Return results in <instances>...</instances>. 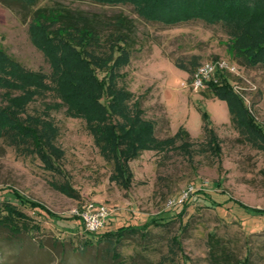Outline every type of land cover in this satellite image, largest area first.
Listing matches in <instances>:
<instances>
[{
	"label": "rangeland",
	"instance_id": "obj_1",
	"mask_svg": "<svg viewBox=\"0 0 264 264\" xmlns=\"http://www.w3.org/2000/svg\"><path fill=\"white\" fill-rule=\"evenodd\" d=\"M55 3L97 12L107 20L118 13L133 20L135 42L119 84L140 98L144 117L155 122L156 137L171 136L183 126L193 142V157L188 160L174 150L142 151L129 162L132 182L123 187L110 178L113 165L100 154L84 120L67 116L64 106L51 111L59 128L56 143L64 150V177L45 170L37 157L20 153L0 136V207L10 203L27 214L39 227L32 234L45 244L39 249L24 234L26 243L19 247L1 241L4 235H0V264H215L213 254L222 251L242 262L246 259L247 264H264V149L246 142L231 122L226 103L208 87L193 88V70H182L175 63L189 67L193 60L201 64L225 59L236 65L237 73L228 74L229 82L263 130L264 68L235 58L220 24L191 20L165 25L145 21L130 4L108 6L88 0H40L31 10ZM30 22V17L24 20L0 4V48L24 68L49 73V62L31 41ZM5 95L9 94L0 89V104L6 103ZM53 101L58 99L51 92L34 94L26 113ZM202 110L221 140L217 157L202 146ZM63 179L72 195L51 184ZM190 187L192 191L183 197ZM30 202L55 215L31 207ZM87 202L109 210L96 231L100 234L151 219L161 224L147 226L144 239L139 234L125 236L112 246L119 259L109 261L104 256L109 244L99 242L95 234L89 236L81 218L72 217ZM89 238L98 247L81 249Z\"/></svg>",
	"mask_w": 264,
	"mask_h": 264
},
{
	"label": "trees",
	"instance_id": "obj_2",
	"mask_svg": "<svg viewBox=\"0 0 264 264\" xmlns=\"http://www.w3.org/2000/svg\"><path fill=\"white\" fill-rule=\"evenodd\" d=\"M39 1L0 0L1 5L16 10L24 20L31 18V41L43 52L50 67L49 73L26 69L0 48V89L9 94L5 95L6 103L0 104V136L20 153L37 157L45 170L64 177V150L56 143L59 128L51 116V111L64 106L67 116L84 120L100 154L113 165L110 178L120 186L131 184L129 162L142 151L174 150L191 160L193 142L189 132L179 126L171 136L156 137L155 122L144 117L140 98L119 84L123 76L121 69L129 63L135 42L133 20L120 13L107 20L97 12L61 3L31 10ZM88 1L108 6L130 4L140 18L165 25L191 20L220 24L230 38L232 55L244 65L264 68V0ZM175 64L185 71L198 66L196 60L190 62L189 67ZM98 72L103 75L99 77ZM207 87L216 98L226 103L230 120L243 139L264 149V130L243 96L229 82L228 75L220 76L217 82L209 81ZM14 91L19 93L11 96ZM49 92L58 101L44 103L43 108L33 114L26 113V105L33 100L34 94ZM201 120L205 135L202 146L217 157L221 151V140L205 110L201 111ZM51 184L67 195L73 194L66 179L60 182L51 180ZM30 206L40 208L51 217L55 215L37 202H30ZM72 217L79 218L74 214ZM150 224L161 223L151 219L141 226H120L115 231L101 234L85 232L89 236L97 235L99 242H107L110 246L105 247L104 256L117 262L120 254L112 246L125 236L139 234L146 238ZM38 228L37 223H32L31 218L13 204L5 203L0 207V235H4L1 241L22 247L26 243L25 234L30 235V241H35L39 249H43L41 245L45 244L32 234ZM89 239L81 249L97 246ZM51 245L52 249L56 247L54 241ZM98 251L95 257L99 255ZM212 258L215 264H247L246 259L242 262L224 251L214 253Z\"/></svg>",
	"mask_w": 264,
	"mask_h": 264
},
{
	"label": "built area",
	"instance_id": "obj_3",
	"mask_svg": "<svg viewBox=\"0 0 264 264\" xmlns=\"http://www.w3.org/2000/svg\"><path fill=\"white\" fill-rule=\"evenodd\" d=\"M237 73V67L225 59L211 60L198 64L192 72V86L195 89L207 87L209 81L217 82L222 75ZM192 191V187L184 192L183 197H187ZM83 221L85 230L96 232L103 226L105 218L109 215V210L104 205L87 202L81 210L74 212Z\"/></svg>",
	"mask_w": 264,
	"mask_h": 264
}]
</instances>
